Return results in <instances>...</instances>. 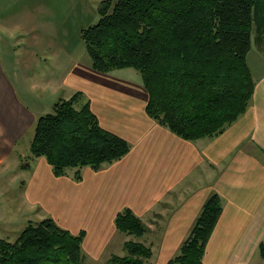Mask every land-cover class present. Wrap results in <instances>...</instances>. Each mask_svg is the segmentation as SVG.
Returning <instances> with one entry per match:
<instances>
[{
    "label": "crops",
    "instance_id": "obj_1",
    "mask_svg": "<svg viewBox=\"0 0 264 264\" xmlns=\"http://www.w3.org/2000/svg\"><path fill=\"white\" fill-rule=\"evenodd\" d=\"M2 1L0 169L12 157L19 159L21 174L14 181L19 187V212H25L21 227L32 218L64 215L65 195L83 194L94 201L98 216L111 218L113 227L114 218L126 207L140 217L161 212L159 224L167 221L158 246L163 257L170 258L188 237L206 200L218 194L223 213L208 243L206 263L249 264L256 253L264 261L260 253L264 244L263 52L252 49L248 56L256 86L246 113L217 137L187 141L148 116L143 84L118 77L114 71L97 72L85 60L72 68L64 66L65 21L50 10L54 4ZM76 93L84 95L82 103L90 102L105 130L131 144L129 154L98 171L86 167L79 182L73 177L76 170L56 177L45 158H33L23 169L20 141L33 128L36 132L39 118L58 101ZM7 191L0 180V200ZM5 224L9 231L17 228ZM159 224L153 226L160 231Z\"/></svg>",
    "mask_w": 264,
    "mask_h": 264
},
{
    "label": "trees",
    "instance_id": "obj_2",
    "mask_svg": "<svg viewBox=\"0 0 264 264\" xmlns=\"http://www.w3.org/2000/svg\"><path fill=\"white\" fill-rule=\"evenodd\" d=\"M98 14L99 21L81 31L92 68L137 70L148 95L146 112L158 125L195 141L221 135L248 110L256 86L248 56L255 41L264 53V0H103ZM83 98L76 93L60 100L38 120L28 159L45 158L56 177L76 170L80 180L81 169L98 171L131 151ZM222 213L221 197L211 195L168 264H205ZM114 221L127 235L149 232L127 207ZM84 239V232L51 218L30 221L15 241L0 238V264H83ZM124 246L128 256L110 263L144 264L153 255L141 242ZM260 253L264 258V244Z\"/></svg>",
    "mask_w": 264,
    "mask_h": 264
},
{
    "label": "rangeland",
    "instance_id": "obj_3",
    "mask_svg": "<svg viewBox=\"0 0 264 264\" xmlns=\"http://www.w3.org/2000/svg\"><path fill=\"white\" fill-rule=\"evenodd\" d=\"M26 1L27 0H16V2ZM102 1L103 0H48V5L54 4V7L50 9L51 11H54V16L64 18L65 21L63 24L65 44H68V52L65 55L64 62L65 67L72 68L75 64L84 60L89 64L91 63L85 43L82 39L81 31L82 29L88 28L99 21L98 8ZM5 2L11 1H2V3ZM13 2L15 1L13 0ZM252 48H259L256 41L253 42ZM113 74L118 77H123L130 81L143 84L141 74L135 69H118L115 70ZM52 112L53 110H49L48 113ZM34 135L35 130L33 128L32 131L22 139V142L20 141L18 151L20 155L23 156L20 163L32 162V159H28V157L31 156V144L29 142L32 141ZM18 163L19 159L15 161L12 157L11 160H9L0 169V180L5 181L8 187L5 197L0 200V238L7 239L11 242L18 238L26 225L25 224L21 227L22 223L20 218L25 212H23V214L19 212L21 204V202L17 199V196H19V187L14 181L15 175L19 177L18 174H21L20 167L18 168L17 166ZM81 170L85 172V168ZM73 177L76 182H79L82 180V173L80 180H78L75 175ZM87 197L90 198V196L85 197L83 194L65 195V200H63V202L65 205H68L65 206V214L47 217L53 219L61 227L73 233L80 234L81 232H84L85 239L82 244V252L86 259L83 264H114L110 263L111 258L116 256L124 258L128 256V252L124 246L125 242L128 240L152 246L153 255L149 260H146L144 264H163V261H159V259H163L165 264H168L169 260L178 254L177 251V253L172 257L170 255V258L163 257L161 254L162 248L158 245L161 244L160 241L162 240L163 230L167 221V219H165L164 222L159 224L163 215L161 212L157 211L158 213H156L151 211L144 217L139 216L142 222L148 227L149 232L138 238L134 235H127L119 232L115 226L114 220L116 217L113 220L115 226L113 227L109 216H98L97 211L95 210L94 201L87 199ZM159 209L162 210L160 206ZM44 219L46 218H32V222H38ZM6 222H8V224H16L17 228L9 231L8 225L5 224L3 226ZM152 223L159 224L160 231L157 230L158 228L153 226ZM258 258H260V254L256 253L255 258L251 260L250 263L263 264L264 261L258 260ZM205 264H207L206 260Z\"/></svg>",
    "mask_w": 264,
    "mask_h": 264
}]
</instances>
